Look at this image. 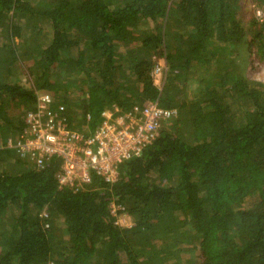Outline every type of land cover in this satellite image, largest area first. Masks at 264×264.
I'll return each mask as SVG.
<instances>
[{
	"label": "trees",
	"instance_id": "16d2710c",
	"mask_svg": "<svg viewBox=\"0 0 264 264\" xmlns=\"http://www.w3.org/2000/svg\"><path fill=\"white\" fill-rule=\"evenodd\" d=\"M252 1L263 16L246 30L239 0H0V264H264V81L245 75L251 55L264 66V0ZM40 91L84 136L112 105L176 115L115 181L59 188V158L37 167L7 144Z\"/></svg>",
	"mask_w": 264,
	"mask_h": 264
},
{
	"label": "built area",
	"instance_id": "2783aa9c",
	"mask_svg": "<svg viewBox=\"0 0 264 264\" xmlns=\"http://www.w3.org/2000/svg\"><path fill=\"white\" fill-rule=\"evenodd\" d=\"M262 16L257 12L258 18ZM156 73H160L158 66L153 71ZM175 115V109L154 102L126 112L112 105L101 113V122L94 132L84 136L68 126L65 118L54 109L50 93L40 91L36 93L33 110L25 113L24 133L7 144L37 167L51 157L59 158L58 187L78 190L93 176L107 182L115 181L118 165L138 156L155 139L162 123ZM110 206L112 215L117 216L115 223L122 225L120 220L123 221L126 213L118 217L116 212L123 208L115 203Z\"/></svg>",
	"mask_w": 264,
	"mask_h": 264
},
{
	"label": "rangeland",
	"instance_id": "374dc122",
	"mask_svg": "<svg viewBox=\"0 0 264 264\" xmlns=\"http://www.w3.org/2000/svg\"><path fill=\"white\" fill-rule=\"evenodd\" d=\"M257 12L260 13V15H263V11L261 10V8L257 7L254 2L252 0H239L238 3V16L240 17L242 23L244 24V27L246 30H248L247 26L249 21L252 18L257 17ZM248 39H250V35L247 36ZM251 49V47H250ZM247 65L245 67V75L250 78V79H254V80H258V81H264V66L259 64L254 58L253 56H249V58H247ZM154 77V82L156 85L160 86L161 85V74L160 73H156L153 74ZM119 217V215H118ZM120 220V218H119ZM120 223L124 226H128L131 223L129 222L127 215H124L123 217V221L120 220Z\"/></svg>",
	"mask_w": 264,
	"mask_h": 264
}]
</instances>
